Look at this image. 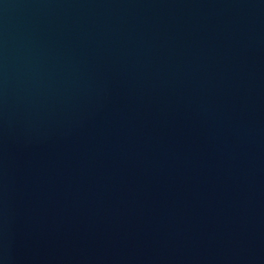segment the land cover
<instances>
[{"label": "water", "instance_id": "obj_1", "mask_svg": "<svg viewBox=\"0 0 264 264\" xmlns=\"http://www.w3.org/2000/svg\"><path fill=\"white\" fill-rule=\"evenodd\" d=\"M0 264H264V0H0Z\"/></svg>", "mask_w": 264, "mask_h": 264}]
</instances>
